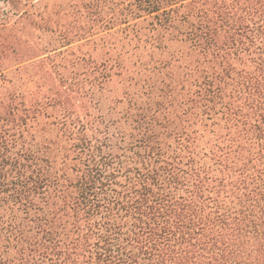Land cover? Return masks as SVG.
<instances>
[{
    "label": "trees",
    "instance_id": "obj_1",
    "mask_svg": "<svg viewBox=\"0 0 264 264\" xmlns=\"http://www.w3.org/2000/svg\"><path fill=\"white\" fill-rule=\"evenodd\" d=\"M93 1L0 17V264H264V0ZM120 33L132 66L80 50Z\"/></svg>",
    "mask_w": 264,
    "mask_h": 264
},
{
    "label": "rangeland",
    "instance_id": "obj_2",
    "mask_svg": "<svg viewBox=\"0 0 264 264\" xmlns=\"http://www.w3.org/2000/svg\"><path fill=\"white\" fill-rule=\"evenodd\" d=\"M9 1L10 0H0V17H2L3 14L8 15L6 16L9 18L8 22L15 26L13 29L14 33L21 37L23 41L28 42L29 45L47 44L58 35L59 32L51 31L52 29H56L55 27H52L54 25L48 22L46 23L45 20H61L64 23H68L73 31L82 33V26H88L90 23L89 19L93 18L85 8L86 2L88 3L89 0H15V3L18 5V11L16 14L13 13L14 11L11 9L12 5ZM117 1L118 0L102 1L103 4L108 6L104 11L106 16L111 15L116 7ZM93 2L99 5L97 10L101 14V0H94ZM19 13H24V15L20 17ZM96 18L100 19L101 16L98 15ZM99 31H101V28L97 30V32ZM133 45L134 42L124 40L122 33H120L108 37L107 43H101V40L89 42L82 45L80 50L83 52L88 51L98 59H101V55H106V53H108V56L112 57L120 55L125 59L126 63L132 66L135 60V55L132 54ZM128 48L130 53L126 54V52H123ZM80 50H76L79 55L81 54ZM47 67L48 65L42 69V73L44 70L48 69ZM57 72L58 71L54 72L52 69L49 70V73L45 77L48 79V84L58 83L59 76ZM60 72L62 71L60 70ZM32 73V71L28 73L25 69L21 72L10 70L7 72V78L14 81V84L17 87H20V89L28 91L32 87V84L29 83L28 79ZM83 77L85 76L81 75L79 78L82 79ZM109 85L112 88L117 89L116 93H120L118 89H121V86L116 82L109 83ZM97 97L101 98V91H98ZM84 101L89 104L88 99ZM89 105H91V103ZM91 107L94 113L97 112V109H95L93 105H91Z\"/></svg>",
    "mask_w": 264,
    "mask_h": 264
}]
</instances>
